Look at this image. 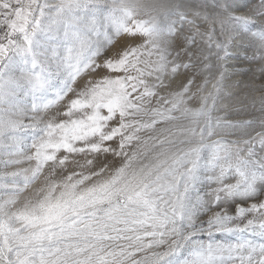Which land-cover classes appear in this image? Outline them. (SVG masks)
I'll use <instances>...</instances> for the list:
<instances>
[{"label": "snow or ice", "instance_id": "snow-or-ice-1", "mask_svg": "<svg viewBox=\"0 0 264 264\" xmlns=\"http://www.w3.org/2000/svg\"><path fill=\"white\" fill-rule=\"evenodd\" d=\"M0 264H264V0H0Z\"/></svg>", "mask_w": 264, "mask_h": 264}]
</instances>
